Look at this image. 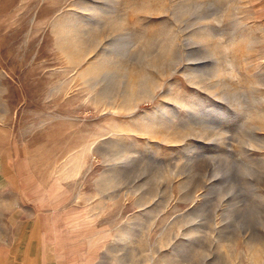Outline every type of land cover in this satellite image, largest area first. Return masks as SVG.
<instances>
[{"label": "rangeland", "instance_id": "1", "mask_svg": "<svg viewBox=\"0 0 264 264\" xmlns=\"http://www.w3.org/2000/svg\"><path fill=\"white\" fill-rule=\"evenodd\" d=\"M259 1L0 0L7 242L26 225L50 264H264Z\"/></svg>", "mask_w": 264, "mask_h": 264}, {"label": "crops", "instance_id": "2", "mask_svg": "<svg viewBox=\"0 0 264 264\" xmlns=\"http://www.w3.org/2000/svg\"><path fill=\"white\" fill-rule=\"evenodd\" d=\"M259 5L261 6L260 13H264V0H260ZM24 226L27 232H31V235L26 233L24 237L18 238L19 242L15 246L12 242H7L5 231L0 233V264H50L51 256L47 253L46 257L43 258L42 255L45 254L44 237L39 234L38 230L34 229L36 226L30 227V229L26 225ZM59 262L57 257V264H60Z\"/></svg>", "mask_w": 264, "mask_h": 264}]
</instances>
